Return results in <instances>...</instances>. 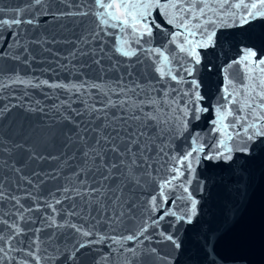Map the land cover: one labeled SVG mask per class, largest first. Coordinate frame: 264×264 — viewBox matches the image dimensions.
<instances>
[{"label":"snow or ice","instance_id":"obj_1","mask_svg":"<svg viewBox=\"0 0 264 264\" xmlns=\"http://www.w3.org/2000/svg\"><path fill=\"white\" fill-rule=\"evenodd\" d=\"M7 12L0 15V97L9 88L22 87L24 96L48 88L44 96L59 103L0 104V207L11 205L0 213V264H176L158 245L183 250L179 230L200 214L195 191L204 186L192 185L201 160L231 165L244 157L243 173L264 157V54L239 49L223 68L216 105L197 78L218 33L264 19V0H26ZM57 44L72 45L62 58L73 68L95 65L102 75L50 82L21 73ZM136 65L146 74L134 73ZM234 66L239 82L229 74ZM109 71L120 74L106 80ZM210 111L212 144L199 143L197 133L187 151L176 150ZM52 161L57 167H41ZM62 173L65 182L47 196L18 197L6 187L38 191Z\"/></svg>","mask_w":264,"mask_h":264},{"label":"water","instance_id":"obj_2","mask_svg":"<svg viewBox=\"0 0 264 264\" xmlns=\"http://www.w3.org/2000/svg\"><path fill=\"white\" fill-rule=\"evenodd\" d=\"M26 0H0V7L6 9V13L0 15H10L7 10L17 5H23ZM159 19V17H157ZM153 42L154 46L161 43L160 36ZM220 40L215 49H210L203 53L204 59L197 68V78L201 81V92L206 96V102L216 105L220 99V92L224 83L223 68L238 56L239 49L243 46L253 47L260 54H264V19H257L249 25L243 27H232L223 29L218 33ZM106 39L112 40V37ZM111 45H106L110 48ZM174 48L175 46H170ZM72 45L57 44L52 46V52L39 53L38 59L31 69L21 68V73L29 76L48 79L50 82H67L74 79L92 78L102 75L92 65L83 68H73L68 61L62 57L66 56ZM178 56L182 54L175 53ZM86 60L87 58H81ZM114 59H123L115 57ZM80 60H75L72 64L79 65ZM105 64L112 61H105ZM131 63V62H129ZM150 63V61H145ZM68 67H64V65ZM121 72L126 71L120 65ZM240 66L229 69L232 79L240 81L242 74ZM146 69L141 65H136L133 72L146 74ZM120 73L115 71L107 72L105 79L115 77ZM151 75L150 73H148ZM254 75H258L254 73ZM125 79H128L125 77ZM180 87H187L181 85ZM24 89L17 87L9 88L0 97V104L26 103L35 106V101L40 100L42 105L49 106L59 103L53 95L52 99H47L44 93H51L52 90L29 89V95L24 96ZM59 91V90H57ZM16 97V98H13ZM61 95L60 99H65ZM73 107H80L74 104ZM17 111V109H13ZM212 112L203 115L199 121H194L189 125L188 132L175 141L174 147L178 151H187L190 147V136L199 134V143L211 145L216 138L212 135L211 119ZM207 150V149H206ZM244 157L235 164L222 162H211L201 160L196 169L192 188L197 189L198 184L204 186L203 192L195 191L197 198L201 200L200 214L193 225H185L179 230V237L183 242V250L179 253L171 251L167 245H158L164 252H171L176 264H264V157L258 158L248 168L247 172H241L238 165L243 164ZM72 161H69L71 164ZM58 162L52 161L42 165L45 169L57 167ZM70 168H65L64 173L70 172ZM60 180L47 179L38 191H34L31 185L24 184L22 188L15 185H6L11 189V194L23 197L25 192L32 191L33 195L47 196L50 190H55L57 186L64 183L63 174ZM23 203L31 204V200H23ZM11 208L8 202H3L0 213ZM38 220L40 212L28 213ZM28 227L39 226L27 225ZM163 227L167 228V222ZM175 231V230H173ZM205 237L209 238V243H205ZM213 245L215 252H213Z\"/></svg>","mask_w":264,"mask_h":264}]
</instances>
